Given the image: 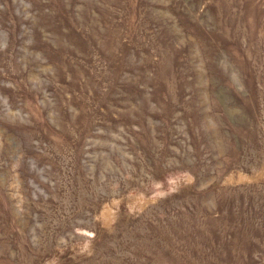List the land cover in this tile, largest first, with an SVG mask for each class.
<instances>
[{"label": "rangeland", "instance_id": "rangeland-1", "mask_svg": "<svg viewBox=\"0 0 264 264\" xmlns=\"http://www.w3.org/2000/svg\"><path fill=\"white\" fill-rule=\"evenodd\" d=\"M0 264H264V0H0Z\"/></svg>", "mask_w": 264, "mask_h": 264}]
</instances>
